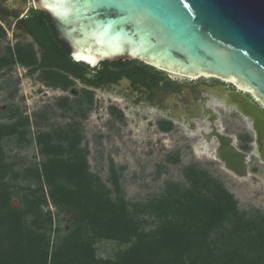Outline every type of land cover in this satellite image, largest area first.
Masks as SVG:
<instances>
[{
  "label": "trees",
  "instance_id": "16d2710c",
  "mask_svg": "<svg viewBox=\"0 0 264 264\" xmlns=\"http://www.w3.org/2000/svg\"><path fill=\"white\" fill-rule=\"evenodd\" d=\"M64 53L68 66L88 67L74 62L68 48ZM97 75L100 81L113 79L106 69ZM79 103L66 98L61 107L84 118ZM8 119L0 122V264H264V213L241 210L233 194L196 164L182 171L187 186L170 185L160 196L131 205L111 160L106 181L90 170L83 131L74 121L37 131L34 141L43 159L17 171L2 142L24 139L29 119L12 111ZM145 214L155 219L151 229H145ZM100 240L127 247L101 258L95 247Z\"/></svg>",
  "mask_w": 264,
  "mask_h": 264
},
{
  "label": "water",
  "instance_id": "95a60500",
  "mask_svg": "<svg viewBox=\"0 0 264 264\" xmlns=\"http://www.w3.org/2000/svg\"><path fill=\"white\" fill-rule=\"evenodd\" d=\"M74 62L140 60L181 75L213 76L238 88L221 94L243 116L264 162V0H33ZM127 79H124L126 81ZM108 86L116 88V84ZM261 104V106L259 104ZM214 154L249 177L248 153L213 126ZM12 206L16 203L11 202Z\"/></svg>",
  "mask_w": 264,
  "mask_h": 264
},
{
  "label": "rangeland",
  "instance_id": "374dc122",
  "mask_svg": "<svg viewBox=\"0 0 264 264\" xmlns=\"http://www.w3.org/2000/svg\"><path fill=\"white\" fill-rule=\"evenodd\" d=\"M18 84L19 92L15 95L18 100L17 108L23 116L29 117L28 134L24 139L12 136L2 142L7 161L13 162L17 171H22L26 166H37L43 159L37 152L34 141L38 129L50 130L74 121L83 131L82 145H87L89 150L87 159L90 170L106 181L111 160L120 173L124 197L131 205L146 203L160 196L170 185L187 186L182 171L185 167L196 164L233 194L241 210L254 209L264 213V162L259 161L252 153V146L247 145L243 148L237 140L239 134L246 132L251 136L252 132L248 121L234 110L214 105L217 118L213 124L222 133L233 136L235 146L248 153L249 177L236 176L224 168L219 159L211 158L204 152L197 154L194 145L197 143L198 134H194L182 124H174L165 134L155 131L154 120L160 118V115L148 108L142 110L140 113L142 123L135 127L132 117L126 115L129 102L117 96L83 88L79 83L71 81L68 93L64 96L58 95L57 90L51 87L48 89L49 97L48 95L43 97L32 91V87L36 88L38 82L33 83L21 77ZM86 92L92 98L91 103L86 101ZM22 94H25L23 98ZM63 97L73 105L79 101L86 110V116L83 118L79 114H74L73 110L60 108L57 101ZM9 102L10 100L2 99L0 94V108ZM112 107L122 113L121 119L115 118L111 112ZM38 112L44 113V117L34 116V113ZM3 114L4 111L0 109V122L7 121ZM149 119L153 121L152 124H149ZM199 123L206 125L205 122ZM173 156L178 157L177 163L170 161L169 158ZM16 182L24 184L21 179ZM13 200L18 203L16 198ZM70 215L69 211L63 215L64 226ZM140 216L146 220V230L153 228L152 222L155 219L152 216L146 214ZM95 247L98 257L113 258L127 245L100 240L96 242Z\"/></svg>",
  "mask_w": 264,
  "mask_h": 264
},
{
  "label": "flooded vegetation",
  "instance_id": "af4514ba",
  "mask_svg": "<svg viewBox=\"0 0 264 264\" xmlns=\"http://www.w3.org/2000/svg\"><path fill=\"white\" fill-rule=\"evenodd\" d=\"M64 48L67 46L56 37L48 16L35 8L33 0H0V94L2 99L10 100L9 104L2 105L0 109L4 111L6 122L9 121L10 111L28 117L23 116L17 108L18 100L15 97L19 92L18 81L21 77L33 83L38 82L32 91L43 97H49L48 89L51 87L57 90L58 95L64 96L69 86L64 89V84L70 79L83 88H91L129 102L126 115L132 117L135 127L142 123V110L148 108L160 115V118L154 120L155 131L158 133H167L174 124H182L192 132L203 127L207 129L206 137L210 146L213 142L212 146L216 148L220 141L215 138L213 126L222 132L213 124L217 118L214 105L224 106L221 104V94L238 90L250 96L248 91L228 80L213 76L181 75L140 60L102 61L93 67H70ZM19 55L28 62L19 61ZM104 69L113 73L112 80L100 81L97 74ZM109 83L117 87L112 88L108 86ZM64 99L59 98L57 101L60 108ZM261 107L264 109V106ZM111 112L115 118H122V113L119 116L117 112ZM34 116L44 117V113H34ZM148 122L153 123L150 119ZM199 122H205L206 125ZM35 124L39 125L37 122ZM251 132V136L246 132L237 136L243 148L247 145L254 148L255 133L253 130ZM201 137L198 134L197 141Z\"/></svg>",
  "mask_w": 264,
  "mask_h": 264
},
{
  "label": "bare ground",
  "instance_id": "6f19581e",
  "mask_svg": "<svg viewBox=\"0 0 264 264\" xmlns=\"http://www.w3.org/2000/svg\"><path fill=\"white\" fill-rule=\"evenodd\" d=\"M223 100H221V104L222 105H225L224 102H222ZM207 129L206 128H203V127H199L197 128L196 131H194L193 133L194 134H200L202 137L197 141V143L194 145V148H195V152L197 154H200L201 152H204L206 155H208L209 157L211 158H216L215 157V145L214 146H210L209 144V139L208 137H206V132ZM254 155L258 156L257 155V152H256V148H255V151L253 152ZM262 162V161H261Z\"/></svg>",
  "mask_w": 264,
  "mask_h": 264
}]
</instances>
